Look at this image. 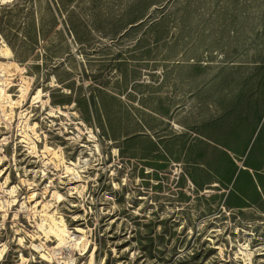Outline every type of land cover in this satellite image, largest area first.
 <instances>
[{"label":"rangeland","instance_id":"rangeland-1","mask_svg":"<svg viewBox=\"0 0 264 264\" xmlns=\"http://www.w3.org/2000/svg\"><path fill=\"white\" fill-rule=\"evenodd\" d=\"M3 44L0 264H264V0H14Z\"/></svg>","mask_w":264,"mask_h":264},{"label":"bare ground","instance_id":"bare-ground-1","mask_svg":"<svg viewBox=\"0 0 264 264\" xmlns=\"http://www.w3.org/2000/svg\"><path fill=\"white\" fill-rule=\"evenodd\" d=\"M9 1H14V0H0V3L2 4V3H5V2H9ZM11 57H13L11 49H10L6 44L0 45V58L3 59V60H0V98H1V101L3 100L4 103H6V105H7L8 111L5 113V116H6V115H10L9 118H11V116H12L13 106H14L15 102L12 101V99L10 98V96L8 95V93H7L6 90H5L6 86L8 85V77H10L11 75H13L14 72L22 71V70H23V67L18 66V65L14 62V60L11 59ZM17 83H18L17 85H19V87H20V90H19V91H21V93H23V95H24V93H26L27 90H28V86H27V83H26V78H25L24 76H22L21 72H20V74L17 76ZM21 93H20V94H21ZM40 94H41V91L38 90V91L36 92V94L33 96V99H37V98H39ZM23 95H22V96H23ZM45 102H46V101H45ZM2 104H3V103H2ZM55 110H56V109H55ZM56 112H57V111H56ZM48 113L50 114V116H51V115L54 116V114H55V112H53V110H52L51 108L49 109ZM57 113H59V114H64V113H63L62 111H60V110H59V112H57ZM3 116H4V115H3ZM5 116H4V117H5ZM7 119H8V117H7ZM75 124H76V129H77V130H80L79 125L84 127V125H83V123H82L81 121L76 122ZM20 127H21V126H20ZM21 128H22V127H21ZM30 129H31V131L33 132V134H35L34 125H32V126L30 127ZM85 129H87L88 133L90 134V135H89L90 137H94V135H93V133H92L91 130H88L87 127H85ZM23 131H24V130L20 129V132H21L23 135H25V134L23 133ZM25 133H26V132H25ZM34 136H36V134H35ZM70 137H71V136H70ZM36 138H37V137H36ZM73 138H74V137H73ZM34 139H35V138H34ZM92 139H93V138H92ZM30 144H31V143H30ZM29 146H30V145H29ZM95 146H96V144H95ZM27 147H28V146H27ZM31 148H32V146H31ZM29 149H30V148H29ZM73 164L76 165V163H73ZM5 180H6V179H5ZM5 180H4V181H5ZM10 188H11V189H9V191H7V192H9V193L11 194V193H13V187H10ZM52 195L55 196V195H56V192L53 191V192H52ZM30 196H32V193L30 194ZM13 201H14V199H13ZM11 202H12V201H11ZM21 205H22V204H21ZM42 221H43V223L38 224V227L43 231V233H44L45 235H47L48 232H50V228H51V226L48 225L47 222H46L44 219H43ZM59 244H61V242L58 243V246H59ZM246 245H247V244H246ZM40 246H42V245H39V244L36 245V244H35V245H33V248H36V249L42 248V247H40ZM246 249H247V248H246L245 246H242V247L239 248V251H240L241 253H244L245 256L247 255V259L249 260V259H250V252H249V251H245ZM2 250H3V248H0V254H1ZM41 256H43V257L46 258V259H49V257H50V256H48V255H45L43 252L41 253ZM60 257H61V255H60ZM56 258H57V257H56ZM61 259H62V261H61L62 264H67V263H68V260H67L66 258L61 257ZM245 260H246V259H245Z\"/></svg>","mask_w":264,"mask_h":264}]
</instances>
